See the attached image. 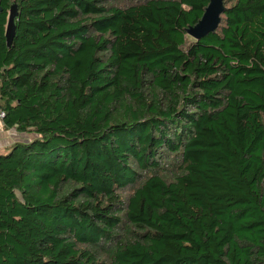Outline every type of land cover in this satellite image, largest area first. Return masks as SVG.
I'll list each match as a JSON object with an SVG mask.
<instances>
[{
    "label": "trees",
    "instance_id": "obj_1",
    "mask_svg": "<svg viewBox=\"0 0 264 264\" xmlns=\"http://www.w3.org/2000/svg\"><path fill=\"white\" fill-rule=\"evenodd\" d=\"M207 4L0 0L1 120L36 134L0 152V264H264V0L196 40Z\"/></svg>",
    "mask_w": 264,
    "mask_h": 264
},
{
    "label": "water",
    "instance_id": "obj_2",
    "mask_svg": "<svg viewBox=\"0 0 264 264\" xmlns=\"http://www.w3.org/2000/svg\"><path fill=\"white\" fill-rule=\"evenodd\" d=\"M223 1L224 0H208V4L204 9L201 18L194 25L187 28V34L197 40L215 31L220 22V14L224 10ZM16 12L17 6L13 3L9 10L5 30L6 44L8 47L11 46L15 34L14 18Z\"/></svg>",
    "mask_w": 264,
    "mask_h": 264
},
{
    "label": "rangeland",
    "instance_id": "obj_3",
    "mask_svg": "<svg viewBox=\"0 0 264 264\" xmlns=\"http://www.w3.org/2000/svg\"><path fill=\"white\" fill-rule=\"evenodd\" d=\"M107 3L117 6H124L127 4L134 3L137 0H105ZM1 120V118H0ZM3 130H1L0 133L6 134V143L0 145V152L4 151L5 148L7 149L12 143L16 141H22V140H29L31 138H34L36 136L33 132H19L15 128L6 129L2 124ZM3 131V132H2ZM2 137H0V144H1ZM123 195H127L128 191H124L122 193Z\"/></svg>",
    "mask_w": 264,
    "mask_h": 264
},
{
    "label": "crops",
    "instance_id": "obj_4",
    "mask_svg": "<svg viewBox=\"0 0 264 264\" xmlns=\"http://www.w3.org/2000/svg\"><path fill=\"white\" fill-rule=\"evenodd\" d=\"M2 124H3L2 123V120H0V132H1V130H3ZM0 137H2V140H1V144L0 145L4 144V142L6 143V134L5 133L4 134L0 133Z\"/></svg>",
    "mask_w": 264,
    "mask_h": 264
},
{
    "label": "built area",
    "instance_id": "obj_5",
    "mask_svg": "<svg viewBox=\"0 0 264 264\" xmlns=\"http://www.w3.org/2000/svg\"><path fill=\"white\" fill-rule=\"evenodd\" d=\"M3 115H4V114H3V112H1V111H0V118H2V117H3Z\"/></svg>",
    "mask_w": 264,
    "mask_h": 264
}]
</instances>
